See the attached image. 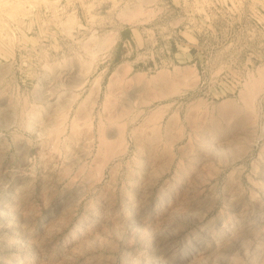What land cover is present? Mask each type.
<instances>
[{
    "label": "rangeland",
    "instance_id": "1",
    "mask_svg": "<svg viewBox=\"0 0 264 264\" xmlns=\"http://www.w3.org/2000/svg\"><path fill=\"white\" fill-rule=\"evenodd\" d=\"M0 264H264V0H0Z\"/></svg>",
    "mask_w": 264,
    "mask_h": 264
}]
</instances>
